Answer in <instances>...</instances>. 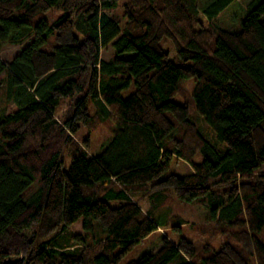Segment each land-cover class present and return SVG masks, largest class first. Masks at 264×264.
Returning <instances> with one entry per match:
<instances>
[{
	"label": "trees",
	"instance_id": "16d2710c",
	"mask_svg": "<svg viewBox=\"0 0 264 264\" xmlns=\"http://www.w3.org/2000/svg\"><path fill=\"white\" fill-rule=\"evenodd\" d=\"M119 1L0 0V51L27 42L0 58V264H120L168 226L150 189L205 221L125 264H264V0L235 29L215 22L235 0H123L114 19ZM187 79L214 140L172 100ZM105 123L97 152L73 140Z\"/></svg>",
	"mask_w": 264,
	"mask_h": 264
},
{
	"label": "rangeland",
	"instance_id": "374dc122",
	"mask_svg": "<svg viewBox=\"0 0 264 264\" xmlns=\"http://www.w3.org/2000/svg\"><path fill=\"white\" fill-rule=\"evenodd\" d=\"M211 0H196V4L200 7L205 6ZM252 0H235L230 3L219 15L215 18V22L218 23L223 28L235 29L239 24V18L245 13L248 4ZM123 0L118 2V6L115 9L107 11V13L114 19H120L122 15L121 4ZM59 11L53 10L49 13V17H56L59 15ZM238 20V21H237ZM27 42L21 45H7L3 47L0 51V58L3 60H10ZM161 45L164 49L169 51L170 55L175 53V50L171 42L167 39L161 41ZM115 51L112 48L111 44L107 45L105 48L100 50V58L103 60H110L114 57ZM183 88L190 95H176L173 97V101L179 104H186L189 108L190 117L194 119L195 124L200 128L202 134L210 139L214 140V134L212 133L209 126L205 123L202 117L197 113L195 105L191 102V94L193 90V79H187L183 81ZM70 103V101H68ZM2 108V103L0 104V111ZM6 111L13 109L12 105H8ZM92 110V107L90 106ZM110 136L107 124H98L90 126H81L78 132L73 135V140L79 145H83L84 141L89 142L87 151L89 153H94L99 150V146ZM67 159V156L65 157ZM202 156L196 154L194 157L195 162L201 161ZM169 171L178 176L188 174L192 171V167L189 163L174 158L169 167ZM264 172V165L256 172ZM151 189L144 194L143 197H139L136 200L139 201V204L147 205V207H152L157 209L160 215L168 216V226L165 228H158L151 235L146 237L141 242L137 243L130 252L122 259L120 264H125L129 260L136 258L140 254L148 251L150 246L159 241L161 235H166L171 240L175 241L179 236L177 232H174L175 228H172L171 222L180 219L178 227L180 233L187 238L197 239V233H195V227L198 225L204 224L205 218L202 215L196 213L195 207L193 205L183 204L179 202L173 195L171 190H161L155 194L150 195ZM218 241H212L213 246L217 249Z\"/></svg>",
	"mask_w": 264,
	"mask_h": 264
}]
</instances>
